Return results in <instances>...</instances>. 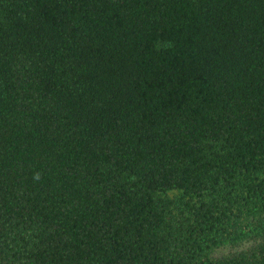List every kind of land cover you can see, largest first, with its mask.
I'll return each mask as SVG.
<instances>
[{
  "label": "trees",
  "instance_id": "trees-1",
  "mask_svg": "<svg viewBox=\"0 0 264 264\" xmlns=\"http://www.w3.org/2000/svg\"><path fill=\"white\" fill-rule=\"evenodd\" d=\"M0 264H264V0H0Z\"/></svg>",
  "mask_w": 264,
  "mask_h": 264
},
{
  "label": "rangeland",
  "instance_id": "rangeland-1",
  "mask_svg": "<svg viewBox=\"0 0 264 264\" xmlns=\"http://www.w3.org/2000/svg\"><path fill=\"white\" fill-rule=\"evenodd\" d=\"M247 245H250V243L249 242H243L242 244L236 245V246L225 245V246L217 248L215 250V253L221 254V253L229 252L231 250H236V249H240V248L246 247Z\"/></svg>",
  "mask_w": 264,
  "mask_h": 264
}]
</instances>
